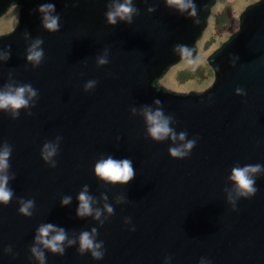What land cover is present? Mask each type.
<instances>
[{
  "label": "water",
  "instance_id": "water-1",
  "mask_svg": "<svg viewBox=\"0 0 264 264\" xmlns=\"http://www.w3.org/2000/svg\"><path fill=\"white\" fill-rule=\"evenodd\" d=\"M216 1L194 0L197 14L190 17L183 0L168 6L165 0H134L132 23L111 28L104 19L109 0H0V16L19 5L16 28L0 36V52H10L0 63V87L11 73L16 83L38 91L30 116L21 110L12 120L0 112V144L12 148L9 173L15 177L13 199L0 206V264H37L30 248L37 227L47 223L70 237L96 227L104 257L94 261L76 245L62 257L45 251L46 264H164L166 256L171 264H199L202 257L211 264H264V175L256 180V194L239 200L235 212L226 201L234 166L264 165V0L245 8L236 32L207 58L211 87L175 93L159 80L175 63L199 59L198 42ZM47 3L60 16L54 34L43 30L37 11ZM36 39L43 41L44 58L33 69L25 54ZM177 44L187 45L191 55L174 53ZM105 50L109 62L97 68ZM88 80L97 85L85 93ZM237 87L243 97L235 95ZM157 99L177 133L197 138L183 160L171 159L169 142H152L142 117L130 114L155 108ZM57 137V166L50 169L40 149ZM108 155L132 160L134 177L126 186L94 177L95 163ZM84 185L96 207L103 208V195L113 206L102 227L76 216ZM64 196L71 203L61 207ZM117 196L126 202L114 204ZM21 198L34 200L30 218L18 214Z\"/></svg>",
  "mask_w": 264,
  "mask_h": 264
},
{
  "label": "clouds",
  "instance_id": "clouds-1",
  "mask_svg": "<svg viewBox=\"0 0 264 264\" xmlns=\"http://www.w3.org/2000/svg\"><path fill=\"white\" fill-rule=\"evenodd\" d=\"M179 0H165V5L168 6L177 3ZM182 9H190L188 16H196V6L194 0H183L181 3ZM41 15V27L49 34L57 33L60 30V16L55 14V7L51 3L42 4L37 9ZM148 13L154 11L153 8L147 9ZM138 15V9L135 6L134 0H109L106 5L104 19L108 26L115 27L118 23L130 25L133 18ZM17 23L19 20L17 18ZM27 38V33H25ZM41 39L34 40L26 49L25 59L26 64L31 65L33 69L37 68L43 58L44 51L41 45ZM174 53H179L182 57L191 55V49L187 45L177 44L173 48ZM10 58V52L5 49L0 52V63H6ZM108 52L105 50L96 58V67L102 68L108 64ZM97 85V81L88 80L83 85L85 93L92 92ZM235 95L243 97L245 92L242 88L235 89ZM38 100V91L31 84L16 83L12 74L9 73L8 82L0 87V112L7 114L12 120H16L21 110L25 115H31V109L35 108ZM155 108L143 107L137 112L135 108L131 109L130 114L133 117H142L145 124V134L154 143L169 142L168 155L173 160H183L187 158L193 148L196 146L197 138L188 139L186 131L177 133L175 129V121L171 115H165L160 107L159 99L154 100ZM61 139L57 137L54 141L45 142L40 149V159L50 169L56 168V156ZM12 148L8 143L0 144V206H7L13 199L14 192L9 186L10 181L14 180V175H10V156ZM94 177L111 186H126L134 177L132 160L128 158L115 159L112 155L99 159L93 168ZM261 175H264V165L248 164L244 166L236 165L231 169L228 180L231 182V189L227 190L226 201L230 205L231 210H237L236 205L239 200L251 199L257 192L255 187L256 180ZM71 196H64L60 200L61 207H65L71 203ZM78 206L76 216L78 219L91 217L93 221L98 222V227H102L105 221L113 215V206L108 203L106 195L101 196L103 208L96 207L97 200L89 195L88 186L84 185L79 191L77 197ZM126 201L122 196H117L114 199V204L121 205ZM18 214L24 218H30L33 214L34 200L23 198L17 201ZM124 224L129 226V231H135L131 226L129 218H125ZM77 247V252L80 255L88 253L92 260L100 261L104 257L103 241L97 240V228L94 227L90 231H82L76 237H70L63 229L56 227L51 223L41 224L37 227L34 237L33 246L30 248L31 257L37 264H46L45 251L55 256H63L67 248ZM4 252L9 254L12 252L10 247L5 248ZM164 264H171V257H165ZM199 264H211L206 258H201Z\"/></svg>",
  "mask_w": 264,
  "mask_h": 264
},
{
  "label": "rangeland",
  "instance_id": "rangeland-1",
  "mask_svg": "<svg viewBox=\"0 0 264 264\" xmlns=\"http://www.w3.org/2000/svg\"><path fill=\"white\" fill-rule=\"evenodd\" d=\"M255 1L258 0L216 1L198 42L199 59L175 63L169 67L165 78H159L170 92L202 93L211 87L214 74L207 64V58L236 32L240 15ZM17 18L19 7L12 5L0 16V36L16 28Z\"/></svg>",
  "mask_w": 264,
  "mask_h": 264
},
{
  "label": "flooded vegetation",
  "instance_id": "flooded-vegetation-1",
  "mask_svg": "<svg viewBox=\"0 0 264 264\" xmlns=\"http://www.w3.org/2000/svg\"><path fill=\"white\" fill-rule=\"evenodd\" d=\"M260 0H258V1H255L254 3H257V2H259ZM12 5H17L18 7H19V5L17 4V3H14V4H12ZM11 5V6H12Z\"/></svg>",
  "mask_w": 264,
  "mask_h": 264
}]
</instances>
